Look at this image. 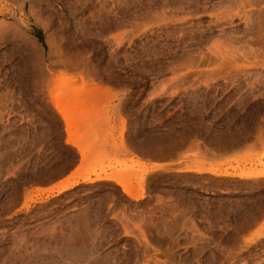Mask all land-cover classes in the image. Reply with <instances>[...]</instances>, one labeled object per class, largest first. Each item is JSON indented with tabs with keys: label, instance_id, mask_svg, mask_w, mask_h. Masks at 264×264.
<instances>
[{
	"label": "rangeland",
	"instance_id": "374dc122",
	"mask_svg": "<svg viewBox=\"0 0 264 264\" xmlns=\"http://www.w3.org/2000/svg\"><path fill=\"white\" fill-rule=\"evenodd\" d=\"M263 177L264 0H0V264H264Z\"/></svg>",
	"mask_w": 264,
	"mask_h": 264
},
{
	"label": "crops",
	"instance_id": "0c3cea01",
	"mask_svg": "<svg viewBox=\"0 0 264 264\" xmlns=\"http://www.w3.org/2000/svg\"><path fill=\"white\" fill-rule=\"evenodd\" d=\"M259 148L260 147L255 142H253V143L245 144L244 146H242L236 150L221 152L220 154L216 155L215 157L211 156V155H207L205 157V159H206L208 164L205 166L206 171H204V173H211L208 171L209 166H216L219 164H221L223 166V165H226V163L228 164V162L232 159L240 160L242 157H244L246 152H248L250 150L258 151ZM155 164L163 165L164 162L157 161V162H155ZM192 171H195V170H192ZM68 176H70V175H68ZM68 176H66V177L62 178L61 180H58L57 182H55V183H53L47 187H44V188L47 189V188H50L52 186H55L56 184L64 181Z\"/></svg>",
	"mask_w": 264,
	"mask_h": 264
},
{
	"label": "bare ground",
	"instance_id": "6f19581e",
	"mask_svg": "<svg viewBox=\"0 0 264 264\" xmlns=\"http://www.w3.org/2000/svg\"><path fill=\"white\" fill-rule=\"evenodd\" d=\"M1 20H3V18L1 19ZM57 106V109H59L58 111L65 117H63L67 122H69V118L66 116L67 114H65L66 112L64 111H62L63 109L62 108H60L61 106H59V105H56ZM158 167H162V165L161 166H158V165H156V166H153V168H158ZM73 179H74V177H73ZM109 179V178H108ZM111 179V178H110ZM75 184H77V181H74V182H72L71 180H68L66 183H61V184H59V185H56L55 187H53V188H49V189H38L37 190V195L36 196H42L43 194H46V193H53V192H55V191H57V192H62V191H64V190H67V189H69L70 187H72L73 185H75ZM121 186H122V188L124 189V192L126 193V194H128L129 196H133L132 195V191H131V188H130V186L127 184V183H125V182H120L119 183Z\"/></svg>",
	"mask_w": 264,
	"mask_h": 264
}]
</instances>
